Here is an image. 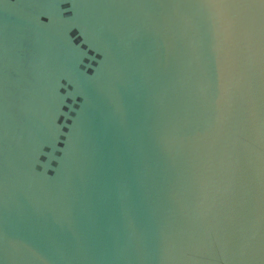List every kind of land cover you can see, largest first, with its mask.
Instances as JSON below:
<instances>
[{
  "label": "water",
  "instance_id": "obj_1",
  "mask_svg": "<svg viewBox=\"0 0 264 264\" xmlns=\"http://www.w3.org/2000/svg\"><path fill=\"white\" fill-rule=\"evenodd\" d=\"M0 264H264V0H0Z\"/></svg>",
  "mask_w": 264,
  "mask_h": 264
}]
</instances>
